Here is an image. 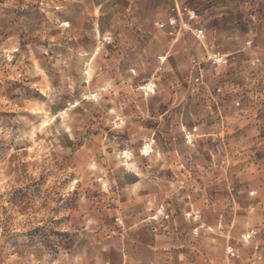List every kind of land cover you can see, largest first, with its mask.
Returning <instances> with one entry per match:
<instances>
[{
    "label": "rangeland",
    "instance_id": "1",
    "mask_svg": "<svg viewBox=\"0 0 264 264\" xmlns=\"http://www.w3.org/2000/svg\"><path fill=\"white\" fill-rule=\"evenodd\" d=\"M0 264H264V0H0Z\"/></svg>",
    "mask_w": 264,
    "mask_h": 264
}]
</instances>
